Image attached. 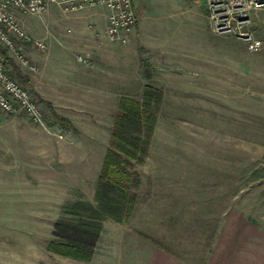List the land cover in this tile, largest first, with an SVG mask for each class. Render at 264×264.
I'll return each instance as SVG.
<instances>
[{
  "label": "rangeland",
  "instance_id": "obj_1",
  "mask_svg": "<svg viewBox=\"0 0 264 264\" xmlns=\"http://www.w3.org/2000/svg\"><path fill=\"white\" fill-rule=\"evenodd\" d=\"M205 5L204 0H133L137 32L195 39L211 31L218 35L216 61L206 64L208 71L185 75L180 96L164 89L170 93L160 106L148 154L133 168L140 184L132 190V215L127 221L102 222L90 261L55 253L52 231L55 220L71 217L64 205L77 200L95 204L96 179L116 112V95L86 96L74 86L86 67L104 75L95 91H106V56L95 49L109 44L101 25L105 28V14L100 19L103 7L86 8L90 13H64L55 5L39 15L18 11L24 30L47 46H22L37 70L29 71L13 52H7L6 68L28 88L44 121L38 125L22 113L0 112V264H120L121 258L135 264V251L154 245L150 237L167 246V221L202 225L208 242L211 225L220 218L230 223V213L264 226V44L251 50L233 32H215L207 12L206 28L199 19ZM243 27L264 40V10L252 12ZM78 55L88 60L81 62ZM130 91L139 96L142 87L133 85ZM51 111L73 127L52 123ZM175 161L185 166L173 167ZM199 207H207V214L196 212ZM153 210L159 215L152 216ZM155 217L159 239L151 232ZM136 230H144V237Z\"/></svg>",
  "mask_w": 264,
  "mask_h": 264
},
{
  "label": "crops",
  "instance_id": "obj_2",
  "mask_svg": "<svg viewBox=\"0 0 264 264\" xmlns=\"http://www.w3.org/2000/svg\"><path fill=\"white\" fill-rule=\"evenodd\" d=\"M102 9L100 19L101 15L105 14L104 22L106 24L107 10L104 7ZM86 12L90 13V11ZM206 12L205 7L204 13L199 19L201 24H205L207 25L206 28H209ZM100 19L96 21H100ZM101 25L102 31L105 33V28H103V24ZM203 26L200 28L205 30ZM137 28L138 22L136 21L135 26L126 34L124 43L111 41L105 34L109 44L104 48H95L99 49L98 54L100 56H106L105 92L95 91L98 84L100 85L101 80L99 79H105L104 75L93 73L86 67L80 68V75L75 77L77 81L74 85L75 88H80L86 96H103L106 98L111 94L116 95L118 101L121 95H137L130 91L133 85L143 88L145 84H151L162 89V104L166 94L170 93V91L166 92L165 88L174 89L172 96H180L178 93H181V82L187 79L185 75L208 71L205 67L206 64L210 61H216L218 35L211 31L200 34L199 38L192 39L185 37V35L179 37L176 34H164L155 31L140 34L137 32ZM49 62L52 63L53 61H48L47 64ZM47 79L50 78L46 77ZM159 113L160 110L157 113L156 122L160 118ZM175 162L173 167L185 166L183 161ZM180 162L181 165L175 166ZM167 166L169 167V165ZM170 180L172 179L167 177V183H171ZM182 183L184 182L182 181ZM168 207L171 209L170 206ZM206 208L199 207L195 210L200 212V215H204L207 214ZM152 214V216L159 215L158 211L155 213L154 210ZM169 215H174V213ZM228 220L231 222L224 223L220 218L219 224L211 225L208 230L210 232L209 242L208 232L202 225L187 222L182 226H176L167 221L164 226L167 246L154 242L155 240L150 237L149 239H152L154 245L146 244V249L140 253L135 251V264H264V226L255 223L253 220L241 219L240 216L233 213L228 215ZM158 222L156 217L153 218L151 232L155 238L159 239L162 232L161 229L159 230ZM143 231L136 230L139 232L138 234L144 237ZM192 234L193 239L191 238ZM145 237L148 238L147 235ZM180 237L182 238L181 241ZM187 239L190 241L189 245H186ZM192 243L193 245H191ZM130 262L132 261L124 260V258L120 260V264H130Z\"/></svg>",
  "mask_w": 264,
  "mask_h": 264
},
{
  "label": "trees",
  "instance_id": "obj_3",
  "mask_svg": "<svg viewBox=\"0 0 264 264\" xmlns=\"http://www.w3.org/2000/svg\"><path fill=\"white\" fill-rule=\"evenodd\" d=\"M7 61L10 57L0 46ZM10 75H12L10 73ZM20 81L24 78L17 74ZM162 101V90L145 84L140 95H121L110 130L108 146L98 172L94 190L95 204L85 200L64 205L71 217H60L53 223V251L82 261H89L100 236L102 222L127 221L132 213L135 196L132 190L139 184L135 164H142L148 154L157 113ZM50 107L49 101L46 102ZM63 128H72V122L52 112ZM51 124V122H50Z\"/></svg>",
  "mask_w": 264,
  "mask_h": 264
},
{
  "label": "built area",
  "instance_id": "obj_4",
  "mask_svg": "<svg viewBox=\"0 0 264 264\" xmlns=\"http://www.w3.org/2000/svg\"><path fill=\"white\" fill-rule=\"evenodd\" d=\"M210 27L217 33L233 32L247 42V47L257 50L263 39L252 35L243 25L249 22L250 14L264 10V0H204ZM51 5L64 13H74L95 6L107 10L105 34L111 41L124 43L126 34L135 26L137 17L133 0H0V46L13 52L17 60L29 71L38 67L21 53L24 44L39 50L46 48L43 39L30 36L23 28L16 14H42ZM0 52V112L8 115L24 114L32 123L43 125L41 107L32 98L28 88L12 77L6 68V60ZM77 59L85 62V55Z\"/></svg>",
  "mask_w": 264,
  "mask_h": 264
}]
</instances>
